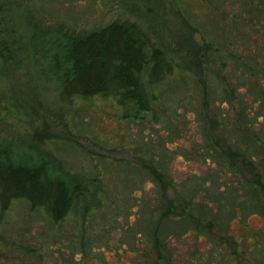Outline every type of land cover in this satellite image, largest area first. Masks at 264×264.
<instances>
[{
  "label": "rangeland",
  "instance_id": "374dc122",
  "mask_svg": "<svg viewBox=\"0 0 264 264\" xmlns=\"http://www.w3.org/2000/svg\"><path fill=\"white\" fill-rule=\"evenodd\" d=\"M0 6V42L11 54L0 58V146L45 155L84 188L57 225L25 200L0 209V264H159L163 253L166 264H192V256L194 264H264V218L237 204L232 217L219 211L227 202L223 180H236L222 177L219 164L230 138L246 130L255 137L264 124V0H0ZM114 20L135 22L178 67L155 91L143 76L147 96L155 97L142 120L123 117L126 107L114 99L61 98L19 49L30 36L85 34ZM150 164L161 178L149 173ZM184 198L192 201L186 219ZM171 208L157 226L161 211Z\"/></svg>",
  "mask_w": 264,
  "mask_h": 264
},
{
  "label": "trees",
  "instance_id": "16d2710c",
  "mask_svg": "<svg viewBox=\"0 0 264 264\" xmlns=\"http://www.w3.org/2000/svg\"><path fill=\"white\" fill-rule=\"evenodd\" d=\"M19 49L31 55L34 64L38 65L39 75L55 85L61 98L69 101L93 97L114 99L116 104L126 107L123 117L136 120H142L144 114L150 111L155 97L152 94L147 96L143 76L155 91L156 86L172 77L178 68L145 31L129 20H114L85 34L30 36L28 44ZM0 58L3 61L11 59L5 41L0 42ZM223 66L227 68V63L222 62V70ZM262 94L261 109L264 108ZM246 131L239 134L237 141L230 138L226 148L228 156L221 157L219 164L225 170L222 177L231 175L236 180L223 178L224 186L229 190L225 188L223 198L227 202H220L224 207L219 211L227 209L228 217H232L235 214L234 205L237 204L248 214L252 210L264 218V166L258 168L260 164L264 165V124L259 125L255 137L252 131ZM223 134L226 133L223 131ZM239 161L240 165L237 166ZM150 166V174H157L159 178L163 176L154 165ZM243 171L247 173L246 176ZM83 189L79 182H71L62 175L45 155L14 153L8 147L0 146L1 211L7 210L14 200H25L32 209H42L49 222L57 225L63 223L73 211ZM222 190L218 192L219 201L223 199ZM180 203L184 218L192 217L188 211L192 201L184 198ZM166 212L161 211L156 220L157 226L161 227L163 219L173 212L172 208ZM157 231L158 227L154 233ZM156 239L160 240L157 236ZM261 243L257 248H261ZM87 247L86 241L80 243L82 252ZM190 259L194 260L191 262L194 264L193 256ZM158 263H167L166 254L163 253Z\"/></svg>",
  "mask_w": 264,
  "mask_h": 264
}]
</instances>
